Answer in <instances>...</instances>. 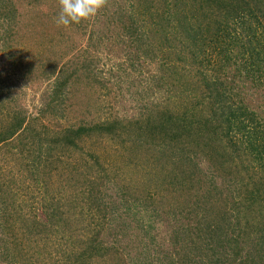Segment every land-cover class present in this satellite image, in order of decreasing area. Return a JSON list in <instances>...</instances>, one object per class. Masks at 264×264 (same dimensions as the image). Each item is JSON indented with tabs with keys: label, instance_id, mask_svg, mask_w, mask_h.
Returning <instances> with one entry per match:
<instances>
[{
	"label": "trees",
	"instance_id": "16d2710c",
	"mask_svg": "<svg viewBox=\"0 0 264 264\" xmlns=\"http://www.w3.org/2000/svg\"><path fill=\"white\" fill-rule=\"evenodd\" d=\"M107 4L104 0L93 20L67 26L88 33L84 51L72 36L59 31L66 42L63 53L70 56L37 114L13 105L17 98L0 70V148L8 146L16 162L27 159L31 173L25 177L44 186L42 208L31 210L29 217L18 213L22 218L15 219L12 209L20 194L7 185L12 171L7 170V159L0 163V228L7 234L0 241V261L45 264V258H54L47 249L53 236L61 234L64 261L57 264H264V102L255 110L244 101L245 94L264 88V0H113V10ZM56 6L55 17L60 4ZM21 7L22 0H0L3 49H13L11 41L24 23ZM101 45L110 51L120 45L130 48L131 62L139 58L135 49L163 62V72L148 79L164 90V102L153 105L145 118L123 122L86 115L69 122L64 116L65 103L83 86L84 76L92 85L107 88L91 56ZM7 57L10 74L24 70L27 79L36 71L31 60L24 67L13 52ZM44 67L46 77L51 76V67ZM49 115L68 122L51 132L44 124L33 125ZM121 131L128 132L122 144L132 134L134 155L145 161L156 157L162 169L148 168V179L153 180L149 190L138 194L127 183L120 186L116 194L125 208L116 215L119 204L108 200L111 196L101 188L110 175L98 159L95 164L102 172L86 182V195L80 197L86 201L88 218L84 225L73 222L80 218L66 216L63 207L78 206V196L55 190L52 171H78L83 154L85 160L97 155L89 143ZM203 161L210 164L206 169ZM231 162L240 167L231 169ZM241 163L248 175H240ZM259 169L262 175L255 178ZM17 175L24 179L21 171ZM176 190L185 191V196H175ZM138 210L142 214L137 218ZM159 226L169 246L150 253L144 240L154 241Z\"/></svg>",
	"mask_w": 264,
	"mask_h": 264
},
{
	"label": "rangeland",
	"instance_id": "374dc122",
	"mask_svg": "<svg viewBox=\"0 0 264 264\" xmlns=\"http://www.w3.org/2000/svg\"><path fill=\"white\" fill-rule=\"evenodd\" d=\"M112 2L113 0H108L107 4L111 10L115 9V5H113ZM56 4H60V0H22L21 12L24 14L22 17L24 23L21 26L20 32L16 34L14 40L11 41L13 49H3L0 41V70H2V73L4 71V73L7 74V77H9L8 83L12 87L14 93L13 96L17 98L16 103L13 102L14 104H12L15 107L20 106L22 109L26 110L27 114L31 115L37 114L38 109L42 106L43 96L50 91L60 68L63 67L64 61L70 56L66 54L64 55L63 53L66 42L64 36L59 31H63L66 34H69V36H72V40L79 45L78 47L82 51H84L89 44L88 33L84 35L78 34L70 28L58 26L55 21H53L55 16H53L52 12L53 8L57 7ZM94 16H92L93 19ZM92 17H90L91 20H93ZM262 36H264V34ZM90 50L91 49L89 48V51ZM135 50L137 53L136 56H139V58L134 62H131L130 60L131 49L124 45L117 46L116 49L111 51L103 45L99 46L97 49L91 50V56L94 54L97 59L95 70L99 76L105 78L107 88H102L97 84L92 85L93 81L89 77L84 76L83 86L81 87L82 89L80 88V91L78 90V93H74V95L70 94V97L65 103L66 114H64V116L68 115L69 122H76L83 116L87 118L86 115L90 119L101 118L102 120H105L116 118L123 122H127L128 120L134 121L136 118H145V115L149 113V110L153 105L158 106L164 102L162 101L164 90L157 87L155 83L150 82L148 77H150V75L156 76L157 74L162 73V69L166 67L163 66V62L160 59L152 60L146 58L147 56H145L142 51ZM9 52H13L17 58H22V65L24 67L31 63L34 64V69H36V71L29 75L36 78L37 81L35 83H31V77L27 79L23 78L22 71L24 70L21 72L13 70V72H15L13 74L8 72L6 68H10L9 63L11 61V57H7ZM73 54H75L74 48L71 51V56H73ZM212 55L214 57L216 55V59L219 58L217 54ZM29 60H31V63ZM44 66L51 67L49 68V75L51 76L46 77V74L43 72V69L45 68ZM52 69L54 70L53 72H55V75H52ZM82 73L84 74L85 71H82ZM83 74L81 75L83 76ZM86 79L91 80L92 82L87 83ZM82 90H86L84 91L86 92V95ZM263 90L264 88L261 87L260 89H257L253 95L245 94L244 101L248 104L249 108L255 110L261 109L259 103L262 104V102H264ZM81 96L82 101H80ZM89 101L91 102V105L90 107H87ZM86 107L90 109H86ZM262 108L260 115L264 116V106ZM67 122L68 120L65 117L56 120L52 115H49L48 117L38 120L36 123L33 122V125L41 128V124H44L51 132V130L63 127ZM1 125L2 123L0 122V126ZM127 137L128 132L121 131L119 135H107L96 143H89L91 145L90 147L93 148V151L96 152L97 155L94 153L96 155L95 158L89 157L85 160L83 154L82 162L79 161L77 164L79 167L78 171L65 170L64 175H60L58 170L52 171L51 182L55 190H62V192L68 196H78V206L74 207L67 205L63 207L67 211L66 216H70V218L73 219L80 218V220H72L73 222H79L81 225H84L86 223L85 219L88 218L85 204L86 201L84 199L80 200V197L86 195V191L84 190L87 185L86 182L90 178L97 176L98 172H102L99 171V166L95 164L98 159L101 163L100 165L106 167V170L110 175L101 188L103 189V192H107V196H111L108 200L115 201L119 204L117 205L119 210L117 209L115 211L116 215L121 212L120 210H123V207L125 206L124 204H122L123 206L121 205L122 201L120 200L119 195L116 194V191L119 190L120 186L127 183L133 193L138 192L139 194L142 190L144 191L147 189L153 182V180L150 182L148 179V168H151L154 172H158L162 169L158 162L156 165V157H154L156 161L152 156L149 160L145 161L144 157L142 158L138 154L134 155L135 151L132 150V146H130L132 143V134L129 136L131 139L128 141L126 140ZM124 138H126V142L122 144V141L120 140H123ZM7 151L8 146L5 144L2 145L0 148V163L7 159L5 164L7 170H12L6 179L7 181H10L7 185L20 194L12 209L13 214L15 213L13 215L14 218L19 220L22 218L19 214H27V217H29L31 214H34L31 213V210H35L37 213L38 208L42 206V189L44 186L39 187L34 183L32 178L25 177L27 173H31L28 172L25 166V160L27 159L23 161L21 158L16 162L14 155H10ZM246 163L247 162L245 161L244 164ZM201 164L204 169L210 165L208 161H203ZM229 165L233 170L240 167L236 165V162H231ZM242 166L243 163H241L240 175H248ZM18 170L24 174V179L22 181L18 178ZM259 172H261L260 169L256 171L255 178L262 175V173ZM223 174L217 177L218 182H222ZM37 175L39 174H36V176ZM150 175L152 177L154 176L153 173ZM83 181L85 182L84 187L80 188L79 185L82 184ZM152 186L154 187L155 183ZM149 189L150 188H148V190ZM29 191L31 193L34 192L36 196L33 198V196L28 193ZM73 191L74 193H72ZM184 192L185 191L176 190L173 194H175V196H185ZM134 210L135 208H133V211ZM141 214L142 213H139L138 210L136 217L138 218ZM38 216L43 218V215H41L40 212L38 213ZM20 222L18 221V224H20ZM130 222L135 224L132 220H130ZM159 229L160 230H157L159 233H156L155 231L153 233L154 241H151L149 238L144 240V243L148 245L146 250H149L150 253L157 252L159 248L161 249L169 246L164 227L161 226ZM5 235L7 236V234H5L0 228V241H2V237ZM148 235L149 234H147V236ZM60 243H63L61 234L53 236L52 246L47 249L53 251L52 255L54 258L52 260L49 259V257L45 258V264H57L62 260L64 261L62 253L63 249L59 248ZM68 249L70 250L69 246ZM0 264H4V262L2 263L0 261Z\"/></svg>",
	"mask_w": 264,
	"mask_h": 264
},
{
	"label": "clouds",
	"instance_id": "9594fccd",
	"mask_svg": "<svg viewBox=\"0 0 264 264\" xmlns=\"http://www.w3.org/2000/svg\"><path fill=\"white\" fill-rule=\"evenodd\" d=\"M104 0H60V10L54 18L58 26L79 24L97 14Z\"/></svg>",
	"mask_w": 264,
	"mask_h": 264
}]
</instances>
